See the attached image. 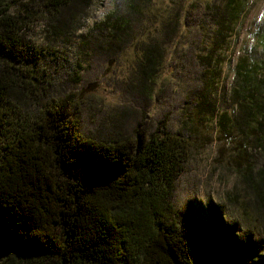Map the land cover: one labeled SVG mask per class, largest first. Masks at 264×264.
<instances>
[{"label": "trees", "instance_id": "trees-1", "mask_svg": "<svg viewBox=\"0 0 264 264\" xmlns=\"http://www.w3.org/2000/svg\"><path fill=\"white\" fill-rule=\"evenodd\" d=\"M93 2L0 0V264H264L260 242L221 208L202 217L173 205L187 153L181 134L133 128L103 136L84 128L81 96L59 80L67 74L79 89L82 60L53 73L56 61L43 59L28 31L42 18L49 36L66 38ZM126 3L124 14L113 13L82 44L110 62L132 48L137 77L127 88L142 95L192 10L204 14L197 33L208 34L205 16L215 19L214 44L243 6Z\"/></svg>", "mask_w": 264, "mask_h": 264}, {"label": "rangeland", "instance_id": "rangeland-1", "mask_svg": "<svg viewBox=\"0 0 264 264\" xmlns=\"http://www.w3.org/2000/svg\"><path fill=\"white\" fill-rule=\"evenodd\" d=\"M126 2L94 0L66 38L53 39L39 18L28 37L45 61H56L50 65L53 73L59 74V68L71 72L82 60L79 89L67 74L59 80L67 92L81 96L88 132L105 136L140 128L145 133L166 129L181 134L187 153L173 205L202 217L219 207L230 223L242 233L248 231L264 249V0H243L239 17L214 44L209 40L216 31L215 19L205 16L208 34L201 29L197 33L204 14L192 10L143 95L127 88L137 77L132 48L110 62L89 56L91 48L82 44L83 37L113 13L124 14ZM62 59L61 67L57 62Z\"/></svg>", "mask_w": 264, "mask_h": 264}]
</instances>
